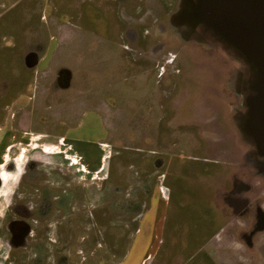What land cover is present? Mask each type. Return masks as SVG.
<instances>
[{
	"label": "rangeland",
	"instance_id": "374dc122",
	"mask_svg": "<svg viewBox=\"0 0 264 264\" xmlns=\"http://www.w3.org/2000/svg\"><path fill=\"white\" fill-rule=\"evenodd\" d=\"M67 1H55L54 10L68 5V24L77 34L68 35L67 56L51 59L52 45L37 68L40 75L24 74L20 49L0 44V220L19 171L35 165L52 171L60 163L58 168L68 174V264H141L142 241L125 258L122 253L131 242L113 240V229L111 239L102 242V236L95 238L96 225L77 219L83 190L96 204V180H83L77 168L84 162L71 154V145L59 142L65 137L68 143L82 144L94 161L105 143L106 168L114 162L126 171L135 169L134 163L143 170L145 154L241 160L246 146L229 118L236 103L230 82L240 65L222 49L207 51L168 36L162 50L152 51L162 39L157 25L167 23L180 0ZM29 15H0V31L17 21L30 25ZM49 17L41 12L35 21L45 25ZM135 35L136 45L130 41ZM66 149L68 161L60 153ZM48 160L50 165L42 167ZM63 241L57 249L65 248ZM1 249L0 242V264L5 256Z\"/></svg>",
	"mask_w": 264,
	"mask_h": 264
},
{
	"label": "crops",
	"instance_id": "0c3cea01",
	"mask_svg": "<svg viewBox=\"0 0 264 264\" xmlns=\"http://www.w3.org/2000/svg\"><path fill=\"white\" fill-rule=\"evenodd\" d=\"M46 1L47 6L43 4ZM55 1L0 0V15L27 12L32 17L27 22L30 25L17 21L16 25L1 27L0 44L4 41L7 46L20 49L19 67L24 74H33V78L35 73L41 74L37 68L49 55L52 45L55 44L51 59L67 56L68 35L77 34L68 24V5L58 12L54 10ZM41 12L50 15L45 25L35 21ZM112 37L116 38L113 34ZM59 144L71 145V154L80 156L84 164L77 171L83 178L106 173L105 143L104 152L96 161L88 157L82 144L68 143L65 137ZM67 149L60 153L68 161ZM110 157L109 153L108 162ZM143 161L153 163L146 154ZM165 161L164 174L151 168L154 172L143 178L134 174L135 169L126 171L113 162L114 176L104 184L102 192L97 191L102 224L107 226L103 228L101 241L111 239L109 230H115L117 235H112L113 240L131 242L122 253L125 258L133 251L136 241H142L145 258L141 264H260L256 250L239 249L240 236L248 231L250 219L243 215L247 206L246 182L238 169L213 158L194 155L168 153ZM227 246L232 247L230 252Z\"/></svg>",
	"mask_w": 264,
	"mask_h": 264
},
{
	"label": "flooded vegetation",
	"instance_id": "af4514ba",
	"mask_svg": "<svg viewBox=\"0 0 264 264\" xmlns=\"http://www.w3.org/2000/svg\"><path fill=\"white\" fill-rule=\"evenodd\" d=\"M178 5L179 2L176 9L168 16L167 23L160 22L157 25L158 34L162 39L151 48L152 51H160L164 48L165 41L163 39L165 36L179 44H196L207 51L221 49L215 41L209 38L202 37L199 41H195L177 32L172 24V16L178 11ZM134 38L130 41L136 45L138 44L137 35ZM237 71H240L241 76L236 73L237 75L230 82V85L235 86L232 90L236 97V103L230 106L231 115L229 118L237 130L240 142L246 146V151L243 153L242 159L237 161L225 163L213 159L224 163L227 167L237 168L245 179L247 195L244 200L247 206L243 215L248 216L250 221L248 231L240 236L242 243L239 244V249L242 251L256 250L261 261L260 264H264V151L257 148L254 140L250 139L245 129L241 127V122L247 115L248 106L244 91H238L237 85L240 78L242 81H246L248 72L247 68L243 66H240ZM133 155L137 156L136 153ZM146 155L153 163H151L152 165L142 163L143 170H139L140 168L135 166L136 172L134 174L136 176L143 178L141 176L154 172V170L162 174L166 172L165 160L168 158V154H155V157L153 154ZM50 163L48 160V162L43 163L42 167L50 165ZM60 165L62 164L58 163L52 171L40 169L35 165L18 172L17 184L9 191V200L3 213L4 217L0 220V242L5 247V249H1L2 253L5 252L1 264H68V250L66 249L68 246V174L63 173L61 168H58ZM105 172L101 176L84 178V181L96 180L95 191L92 192L96 198L97 191L102 192L104 184L110 182L114 176L113 166L111 165V168L108 166ZM53 178L54 180L58 179L61 183L59 182L55 186ZM83 185L85 187V183ZM2 188L4 187L0 183V193ZM80 198L81 201L78 204L81 205V213L77 219L85 221L88 225L90 223L96 225L95 238L103 237V228L107 226L102 224L103 218L100 214L102 209L98 207V202L96 201L94 205L91 204L86 189L83 190V193L81 192ZM90 207H92L91 210ZM142 207H145V202H143ZM85 212L84 217L82 215ZM75 219L72 218L71 223L75 222ZM16 233H19L18 236ZM62 240H64L65 248L61 246L57 249V243L59 244ZM116 240L119 239L115 238ZM58 250L59 252H57ZM62 251L64 252L62 253Z\"/></svg>",
	"mask_w": 264,
	"mask_h": 264
},
{
	"label": "water",
	"instance_id": "95a60500",
	"mask_svg": "<svg viewBox=\"0 0 264 264\" xmlns=\"http://www.w3.org/2000/svg\"><path fill=\"white\" fill-rule=\"evenodd\" d=\"M172 24L190 40L215 41L247 68L246 81L237 85L248 106L241 127L264 151V0H180Z\"/></svg>",
	"mask_w": 264,
	"mask_h": 264
}]
</instances>
